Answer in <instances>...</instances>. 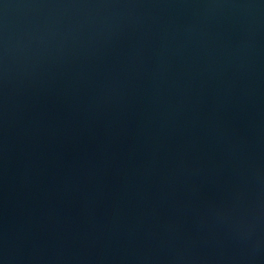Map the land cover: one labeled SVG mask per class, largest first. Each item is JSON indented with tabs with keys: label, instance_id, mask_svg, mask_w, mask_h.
<instances>
[{
	"label": "water",
	"instance_id": "water-1",
	"mask_svg": "<svg viewBox=\"0 0 264 264\" xmlns=\"http://www.w3.org/2000/svg\"><path fill=\"white\" fill-rule=\"evenodd\" d=\"M0 264H264V0H0Z\"/></svg>",
	"mask_w": 264,
	"mask_h": 264
}]
</instances>
